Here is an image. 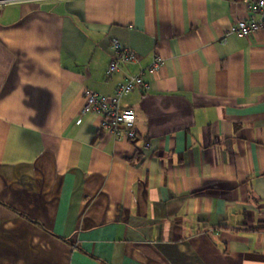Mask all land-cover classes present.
<instances>
[{
    "label": "crops",
    "instance_id": "1",
    "mask_svg": "<svg viewBox=\"0 0 264 264\" xmlns=\"http://www.w3.org/2000/svg\"><path fill=\"white\" fill-rule=\"evenodd\" d=\"M243 0L0 7V264H264V29ZM137 62L107 76L111 41ZM120 102L136 138L82 113Z\"/></svg>",
    "mask_w": 264,
    "mask_h": 264
},
{
    "label": "built area",
    "instance_id": "2",
    "mask_svg": "<svg viewBox=\"0 0 264 264\" xmlns=\"http://www.w3.org/2000/svg\"><path fill=\"white\" fill-rule=\"evenodd\" d=\"M18 0H0V7ZM248 13L244 20L233 25L230 34L246 37L264 29V0H243ZM112 60L106 71L107 76L117 73L124 64L137 62L136 54L117 40L111 41ZM161 65V59L155 57L149 67L137 75L128 76L119 84L112 96H102L85 90L83 93L82 113H94L100 117L99 129L110 137H122L128 141L136 138L134 129L135 115L132 109L122 108L120 102L135 89H148L145 76L155 73Z\"/></svg>",
    "mask_w": 264,
    "mask_h": 264
}]
</instances>
